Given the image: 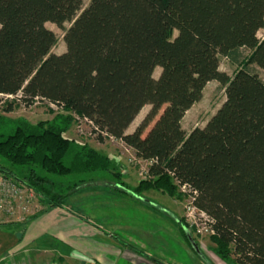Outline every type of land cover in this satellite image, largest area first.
I'll return each instance as SVG.
<instances>
[{"label": "trees", "instance_id": "obj_1", "mask_svg": "<svg viewBox=\"0 0 264 264\" xmlns=\"http://www.w3.org/2000/svg\"><path fill=\"white\" fill-rule=\"evenodd\" d=\"M83 4L0 0V103L3 96L26 108L46 101L87 122L99 142H123L152 162L132 196L152 189L174 196L186 187L210 219L217 255L264 264V79L250 69L264 72V0ZM48 23L64 30L65 53H52L57 36ZM243 48L251 53L241 60ZM222 57L241 65L232 77L220 71ZM212 81L225 87V102L187 134L183 120ZM13 110L9 104L5 112ZM66 130L24 122L9 136L0 133V173L43 195L48 207L74 192L66 178L113 169Z\"/></svg>", "mask_w": 264, "mask_h": 264}, {"label": "crops", "instance_id": "obj_2", "mask_svg": "<svg viewBox=\"0 0 264 264\" xmlns=\"http://www.w3.org/2000/svg\"><path fill=\"white\" fill-rule=\"evenodd\" d=\"M93 187L62 206L41 207L23 223L13 220L18 225L0 220V264H236L217 255L211 240L206 245L192 238L194 247L176 209L140 204L154 221L131 225L128 217L108 214L124 209L116 206L123 198Z\"/></svg>", "mask_w": 264, "mask_h": 264}, {"label": "rangeland", "instance_id": "obj_3", "mask_svg": "<svg viewBox=\"0 0 264 264\" xmlns=\"http://www.w3.org/2000/svg\"><path fill=\"white\" fill-rule=\"evenodd\" d=\"M90 1L91 0H84L83 9L89 5ZM47 27L54 31L57 36V44L53 48L52 53L57 55L65 53L66 44L64 42V30L51 23H48ZM64 27L68 29L70 27V23H66ZM176 35L177 33H175V36ZM258 37L259 39L264 38V29L259 31ZM250 53V50L246 48L241 49V60L247 58ZM240 67V64L232 62L229 58H221L220 71L226 73L229 77H232L235 72L240 69ZM250 69L264 79V72L262 70L255 66L250 67ZM160 72L161 70L157 68L155 70L154 77L158 78ZM1 98L3 99L0 103V117L2 118V121L0 122L1 134H4L5 136L13 134L16 129V123L18 124L24 122L34 127L40 124L45 125V127L49 125H57L61 127L66 126L67 130L64 133L66 138L74 141L75 145L87 146L88 148L95 150L99 154L109 158L111 161L113 169H111L108 173L97 172L86 175L75 174V176L66 178V183H75L74 189L72 188L74 192H72L66 200L72 198L75 194L80 192L86 191L87 193V191H89L88 189H97V187L93 186L103 185L110 189V195L112 197L123 198H119L118 201L120 204H117L116 206H123L124 209L110 210L108 214L111 216L128 217L129 219L127 222L131 225L140 223L139 221L143 224H147L148 222H153L154 218L150 219L149 214H142L141 206H150L152 204L159 206L162 204L163 206L170 207L173 210L176 209L179 214L181 213V215H183L181 216L182 221L187 223L190 230L189 234L195 241H203L206 245H210L209 240H211V234L205 232L203 234H199L195 227H190L193 220L188 218L187 215L189 213V208H191L192 198L187 189L178 187L174 196H170L168 193L160 190L152 189L142 193H137V197H135L136 200H134V195L132 196L130 192L135 190L141 181L148 178L147 172L152 162L136 158L135 152L131 148L125 146V144L121 141L107 138L103 143L99 142L97 136L92 134V129L87 122L70 112L59 109L51 103L39 100L31 107L26 108L18 101V98H14L12 96H3ZM225 99V87L217 81L210 82L204 90L202 100L195 104L185 116L183 120V129L185 132L189 134L195 128L205 127L208 121L221 108ZM9 104L14 106V110L11 113H6L5 109ZM150 109L151 106H146L141 111L139 116L128 129L127 133H132L136 130ZM153 125L154 123L146 130L144 136L147 135ZM0 175L7 178L8 184L19 189L21 194L19 196L21 198L16 200L12 199V204L3 203V206L0 205L1 221H9L13 225H18L27 221L33 212L39 211V209L43 206H48L49 201H47L43 195L29 188L17 178L6 177L1 173ZM81 180H84V182L80 183L79 181ZM90 186L92 187L90 188ZM87 194H89V192ZM140 204L141 206H139ZM137 205L138 207H136ZM11 210H13V214L10 213ZM194 217L200 224L204 223V220H198L200 219L198 214H195ZM19 219H23L24 221ZM13 220H17L20 223H13ZM199 227L202 228V226ZM225 264L234 263L231 260H227Z\"/></svg>", "mask_w": 264, "mask_h": 264}, {"label": "built area", "instance_id": "obj_4", "mask_svg": "<svg viewBox=\"0 0 264 264\" xmlns=\"http://www.w3.org/2000/svg\"><path fill=\"white\" fill-rule=\"evenodd\" d=\"M11 186L10 184H8L7 178L2 177V175H0V205L1 206H3L2 205L3 203L12 204L13 203L12 199L16 200L18 198H21L19 197L21 195L20 190L17 189L15 186L12 187ZM183 189H186V187H183ZM10 213L13 214V210H11ZM195 214H198L200 216V219L198 220L200 221L204 220V223L200 224L199 222H197V219H195L194 217ZM187 217L193 220V223L191 224L190 227H195V229H197V232L199 234H203L204 232L209 233L211 235L214 234L213 230L209 226L210 219L208 218V216L205 213L199 211L197 208H195L192 202ZM199 226H202V228H200Z\"/></svg>", "mask_w": 264, "mask_h": 264}, {"label": "water", "instance_id": "obj_5", "mask_svg": "<svg viewBox=\"0 0 264 264\" xmlns=\"http://www.w3.org/2000/svg\"><path fill=\"white\" fill-rule=\"evenodd\" d=\"M188 238L190 239V241H192V243H193V245H194V247H195V244H194V242H193L192 237H191L190 234H188Z\"/></svg>", "mask_w": 264, "mask_h": 264}]
</instances>
